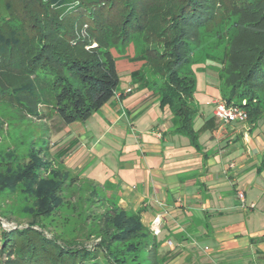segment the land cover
Instances as JSON below:
<instances>
[{
	"label": "trees",
	"instance_id": "obj_1",
	"mask_svg": "<svg viewBox=\"0 0 264 264\" xmlns=\"http://www.w3.org/2000/svg\"><path fill=\"white\" fill-rule=\"evenodd\" d=\"M4 3L0 105L12 112L13 123L49 117L48 108L61 124L85 121L117 90L111 48L139 33L161 80L151 88L161 106L169 105L174 131L194 142L191 55L221 11L229 25L220 98L244 108L250 122L264 111V0ZM139 73L131 78L145 86ZM47 146L30 147L21 161L15 147L0 155V264H165L139 215L73 188L70 172L52 165ZM2 219L16 225L4 228Z\"/></svg>",
	"mask_w": 264,
	"mask_h": 264
},
{
	"label": "crops",
	"instance_id": "obj_2",
	"mask_svg": "<svg viewBox=\"0 0 264 264\" xmlns=\"http://www.w3.org/2000/svg\"><path fill=\"white\" fill-rule=\"evenodd\" d=\"M116 68L131 78L137 67ZM131 82L85 121L58 125L54 147L67 143L58 163L82 175L100 159L111 172L106 201L148 227L159 217L165 264H264V111L253 122L224 123L213 115V95L194 117L193 142L174 131L154 88ZM238 191L252 208L238 205Z\"/></svg>",
	"mask_w": 264,
	"mask_h": 264
},
{
	"label": "rangeland",
	"instance_id": "obj_3",
	"mask_svg": "<svg viewBox=\"0 0 264 264\" xmlns=\"http://www.w3.org/2000/svg\"><path fill=\"white\" fill-rule=\"evenodd\" d=\"M222 9L224 8H221V10ZM7 15L8 9L6 8L4 0H0V17H7ZM226 15L225 11H221L220 17L217 18L207 30H205L199 49L195 50L191 55V67L194 70L193 75L195 78L193 98L198 100V108L200 110L206 109L208 107L206 105L209 102L208 99L213 95H219L220 90L223 87L222 74L224 68V53L228 45L227 28L229 25ZM143 49L144 40L142 36L137 33L125 44L117 43L111 48V51L115 56L116 65L118 67L135 64L137 67L135 70L140 71L139 74L142 77V81L147 82V84L144 85L147 88H151V85H153L151 81H156L153 86L157 87L160 85L161 80L153 73L155 69L150 66V60L148 61L153 54L151 52H144ZM125 72L127 71H120L119 87L121 89H131L134 86L131 82L132 78H126L124 75ZM211 85H214V87L217 88V91L215 89H210L209 86ZM164 106L167 110H170L168 104H165ZM43 112L47 113L49 117H35L33 119L35 123L28 120L13 123L15 120L11 118L13 115L12 112L3 105H0V119H2L3 122L0 127V155L3 154L7 148L15 147L17 148V161H21L30 147L38 149L41 146L47 145L48 141L47 148L53 147L51 152L48 151L49 158L53 162L52 165L61 166V164L58 163V154L62 150L60 147L67 143L65 141L62 142V145L59 143V146L57 145L54 147L55 140L60 135V133L55 135L56 132L59 131V129L56 130V128L61 123H59V120L53 113H51L49 108L46 110L44 109ZM38 121L44 122L46 125L44 123L38 125ZM49 130L51 134L48 133ZM53 132H55V134H53ZM46 152L47 149L44 148L42 153L46 154ZM105 169V166L100 163V159H95L91 161L85 169H82L84 171V174L82 175L80 173H72L69 169L68 171L71 174L69 176V181L70 179H74L72 183L73 188L74 186L75 188L81 186L84 195L87 196L90 192L93 196L99 199L97 203H100L102 201L100 199L104 196V191L108 187L105 178L111 177V172H107ZM69 181L68 184L70 183ZM107 202L109 203L110 201L107 200ZM110 208L111 204L107 206V210ZM2 225L4 228H10L14 227L16 223L13 219L8 221L2 219ZM23 225L25 224H20V226ZM147 228L151 231L150 226H147ZM155 240L159 243L158 236H155Z\"/></svg>",
	"mask_w": 264,
	"mask_h": 264
},
{
	"label": "built area",
	"instance_id": "obj_4",
	"mask_svg": "<svg viewBox=\"0 0 264 264\" xmlns=\"http://www.w3.org/2000/svg\"><path fill=\"white\" fill-rule=\"evenodd\" d=\"M126 91H130V89H126ZM213 115L221 122H244L247 120V112L241 106L229 104L227 105L221 98H217L215 100ZM237 200L238 205L243 208L247 209L248 207L252 208L254 206L253 203L247 205L244 199V194L242 191L237 192ZM159 217L156 216L150 223V229L153 235H157L160 231L159 228ZM169 242V241H168Z\"/></svg>",
	"mask_w": 264,
	"mask_h": 264
}]
</instances>
